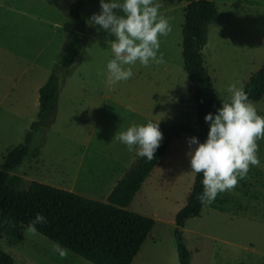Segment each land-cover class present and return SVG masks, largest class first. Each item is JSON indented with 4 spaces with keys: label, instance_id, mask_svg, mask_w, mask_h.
<instances>
[{
    "label": "rangeland",
    "instance_id": "obj_1",
    "mask_svg": "<svg viewBox=\"0 0 264 264\" xmlns=\"http://www.w3.org/2000/svg\"><path fill=\"white\" fill-rule=\"evenodd\" d=\"M75 1L0 0V166L38 121L39 90L60 65L75 31L70 16ZM212 1L219 17L202 54L216 91L227 101L229 84L244 90L264 67V0ZM155 2L172 29L160 37L163 62L148 67L137 62L131 66L134 75L115 85L103 75L114 58L108 45L113 37L88 24L98 8H83L86 42L74 65L58 71L56 119L33 131L30 155L13 174L24 179V188L33 181L106 203L138 156L120 143L119 133L134 124L158 123L173 141L128 208L155 221L133 264H180L175 219L196 179L187 139L200 134L183 59L188 4ZM253 105L264 116V98ZM258 143L260 164L251 166L234 190L219 194L222 205L205 204L201 217L187 222L183 241L191 264H264V140ZM25 230L19 243L14 225L0 234V249L14 264H93L67 250L61 255L54 251L57 244Z\"/></svg>",
    "mask_w": 264,
    "mask_h": 264
},
{
    "label": "trees",
    "instance_id": "obj_2",
    "mask_svg": "<svg viewBox=\"0 0 264 264\" xmlns=\"http://www.w3.org/2000/svg\"><path fill=\"white\" fill-rule=\"evenodd\" d=\"M162 1L175 4L181 0ZM184 1L188 4L182 31L184 68L193 86L199 140L203 142L209 130L205 115L215 112L222 102H226L216 91L202 54L208 44L210 25L217 21L219 12L212 0ZM88 4L100 8L99 0H76L71 5L70 16L75 21V31L66 44L60 65L39 90L38 121L32 125L24 144L12 149L0 166V234L14 225L18 233L12 234L15 243H19L20 230L26 229L37 213H42L47 222L36 226L38 234L58 244L61 249L93 264H133L155 221L128 208L163 161L173 141L169 132L160 129L163 140L154 159L148 161L137 156L106 203L33 181L24 188V179L13 174L30 155L33 131L48 128L56 119L60 97L58 71L73 66L83 54L87 32L83 8ZM244 91L252 103L264 98V67L251 77ZM202 179V174H196L186 205L175 219L174 236L180 264H191L192 256L184 244L183 231L190 219L201 217L205 207L198 198V194L203 192ZM218 197L216 203L222 205L224 200ZM0 264H14L13 259L1 249Z\"/></svg>",
    "mask_w": 264,
    "mask_h": 264
},
{
    "label": "clouds",
    "instance_id": "obj_3",
    "mask_svg": "<svg viewBox=\"0 0 264 264\" xmlns=\"http://www.w3.org/2000/svg\"><path fill=\"white\" fill-rule=\"evenodd\" d=\"M99 11L93 13L88 24L102 29L113 39L108 41L112 59L107 62L106 76L109 85L127 81L133 75L132 67L139 62L148 67L163 62L160 53V37L171 32L168 18L160 14L155 0H99ZM117 10L122 13L117 14ZM129 66V67H125ZM230 94L226 102L215 112H209L204 120L209 125L207 136L201 142L196 136L187 139L190 169L202 174L203 192L198 194L202 204H211L220 193L234 190L240 180L247 177L251 166L260 164L259 140H264V116L257 113L243 88L229 84ZM127 149L136 151L148 161L160 147L163 134L158 123L132 125L118 136ZM47 222L37 213L28 224L26 234H38L37 225ZM54 251L64 255L57 244Z\"/></svg>",
    "mask_w": 264,
    "mask_h": 264
},
{
    "label": "crops",
    "instance_id": "obj_4",
    "mask_svg": "<svg viewBox=\"0 0 264 264\" xmlns=\"http://www.w3.org/2000/svg\"><path fill=\"white\" fill-rule=\"evenodd\" d=\"M187 7V6H186Z\"/></svg>",
    "mask_w": 264,
    "mask_h": 264
}]
</instances>
